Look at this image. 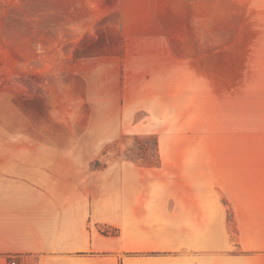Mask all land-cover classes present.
Instances as JSON below:
<instances>
[{
	"label": "crops",
	"instance_id": "1",
	"mask_svg": "<svg viewBox=\"0 0 264 264\" xmlns=\"http://www.w3.org/2000/svg\"><path fill=\"white\" fill-rule=\"evenodd\" d=\"M216 3L203 52L232 86H203L200 145L101 169L0 148V264H264V0Z\"/></svg>",
	"mask_w": 264,
	"mask_h": 264
},
{
	"label": "rangeland",
	"instance_id": "2",
	"mask_svg": "<svg viewBox=\"0 0 264 264\" xmlns=\"http://www.w3.org/2000/svg\"><path fill=\"white\" fill-rule=\"evenodd\" d=\"M216 2L0 0V148L90 150L101 169L200 145L203 86H232L203 52Z\"/></svg>",
	"mask_w": 264,
	"mask_h": 264
},
{
	"label": "built area",
	"instance_id": "3",
	"mask_svg": "<svg viewBox=\"0 0 264 264\" xmlns=\"http://www.w3.org/2000/svg\"><path fill=\"white\" fill-rule=\"evenodd\" d=\"M10 264H17V261L15 259L10 261Z\"/></svg>",
	"mask_w": 264,
	"mask_h": 264
},
{
	"label": "trees",
	"instance_id": "4",
	"mask_svg": "<svg viewBox=\"0 0 264 264\" xmlns=\"http://www.w3.org/2000/svg\"><path fill=\"white\" fill-rule=\"evenodd\" d=\"M155 149V148H154Z\"/></svg>",
	"mask_w": 264,
	"mask_h": 264
}]
</instances>
